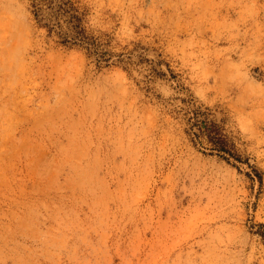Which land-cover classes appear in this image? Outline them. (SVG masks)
<instances>
[{
    "label": "rangeland",
    "instance_id": "374dc122",
    "mask_svg": "<svg viewBox=\"0 0 264 264\" xmlns=\"http://www.w3.org/2000/svg\"><path fill=\"white\" fill-rule=\"evenodd\" d=\"M62 1L0 0V264H264V0Z\"/></svg>",
    "mask_w": 264,
    "mask_h": 264
},
{
    "label": "trees",
    "instance_id": "16d2710c",
    "mask_svg": "<svg viewBox=\"0 0 264 264\" xmlns=\"http://www.w3.org/2000/svg\"><path fill=\"white\" fill-rule=\"evenodd\" d=\"M32 13L38 24L48 32L62 35L63 42L77 43L85 48L95 47L94 40L85 34L80 25V16L74 11L76 8L69 1L32 0ZM65 27V31L62 30ZM187 122L189 130L197 140L204 139L209 148L220 155L240 159L232 140L222 132L218 123L208 120L206 112L200 107L189 109Z\"/></svg>",
    "mask_w": 264,
    "mask_h": 264
}]
</instances>
